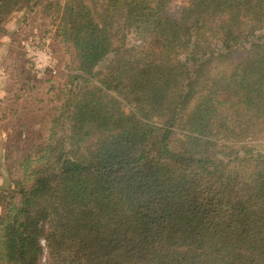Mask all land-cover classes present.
<instances>
[{
	"label": "trees",
	"instance_id": "trees-1",
	"mask_svg": "<svg viewBox=\"0 0 264 264\" xmlns=\"http://www.w3.org/2000/svg\"><path fill=\"white\" fill-rule=\"evenodd\" d=\"M38 7L71 98L0 264H264V0H0V30Z\"/></svg>",
	"mask_w": 264,
	"mask_h": 264
},
{
	"label": "rangeland",
	"instance_id": "rangeland-1",
	"mask_svg": "<svg viewBox=\"0 0 264 264\" xmlns=\"http://www.w3.org/2000/svg\"><path fill=\"white\" fill-rule=\"evenodd\" d=\"M41 41L50 54L51 69L36 73L25 44L39 46L36 42ZM69 63L41 8L16 11L4 21L0 30V216L10 192L8 182L23 179L22 161L46 141L55 111L71 98L62 92Z\"/></svg>",
	"mask_w": 264,
	"mask_h": 264
},
{
	"label": "built area",
	"instance_id": "built-area-1",
	"mask_svg": "<svg viewBox=\"0 0 264 264\" xmlns=\"http://www.w3.org/2000/svg\"><path fill=\"white\" fill-rule=\"evenodd\" d=\"M39 46H34V43L25 44L26 53L33 62V69L36 73H41L46 69H51L50 54L46 51V43L44 41L36 42ZM39 55H42V60Z\"/></svg>",
	"mask_w": 264,
	"mask_h": 264
}]
</instances>
